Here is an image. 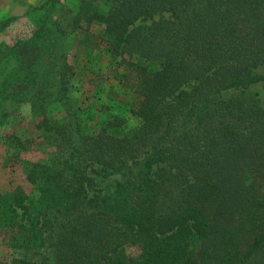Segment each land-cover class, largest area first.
Here are the masks:
<instances>
[{
  "label": "trees",
  "instance_id": "16d2710c",
  "mask_svg": "<svg viewBox=\"0 0 264 264\" xmlns=\"http://www.w3.org/2000/svg\"><path fill=\"white\" fill-rule=\"evenodd\" d=\"M91 19L158 69L131 134L63 127L45 264H264V0H118Z\"/></svg>",
  "mask_w": 264,
  "mask_h": 264
},
{
  "label": "rangeland",
  "instance_id": "374dc122",
  "mask_svg": "<svg viewBox=\"0 0 264 264\" xmlns=\"http://www.w3.org/2000/svg\"><path fill=\"white\" fill-rule=\"evenodd\" d=\"M117 1L0 0V22L12 19L0 32V264L52 260L44 224L60 215V195L41 187L66 158L63 127L122 137L138 124L130 111L140 103V76L158 65L117 56L106 26L89 21ZM257 91L264 98V87Z\"/></svg>",
  "mask_w": 264,
  "mask_h": 264
}]
</instances>
